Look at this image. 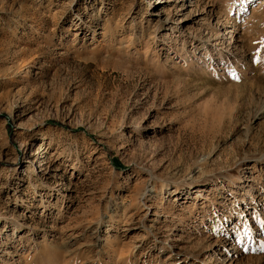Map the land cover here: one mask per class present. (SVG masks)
I'll return each instance as SVG.
<instances>
[{
  "label": "rangeland",
  "instance_id": "rangeland-1",
  "mask_svg": "<svg viewBox=\"0 0 264 264\" xmlns=\"http://www.w3.org/2000/svg\"><path fill=\"white\" fill-rule=\"evenodd\" d=\"M262 152L264 0H0V264H257Z\"/></svg>",
  "mask_w": 264,
  "mask_h": 264
},
{
  "label": "bare ground",
  "instance_id": "bare-ground-1",
  "mask_svg": "<svg viewBox=\"0 0 264 264\" xmlns=\"http://www.w3.org/2000/svg\"><path fill=\"white\" fill-rule=\"evenodd\" d=\"M243 4H244V2H242ZM235 6H240V3H239V5H235ZM234 7V6H233ZM235 8V7H234ZM242 8V6L241 7H238V9H241ZM173 29V28H172ZM93 32H95V30H93ZM134 33V32H133ZM132 33V34H133ZM132 34L130 35V39L129 40H131V36H132ZM141 35L139 36H136L135 38H133L137 43H139V41H142V39H141ZM167 36H164V39L166 38ZM233 37V36H232ZM137 38V39H136ZM149 38L152 40V42H154L155 43V41H156V33L154 32V31H152V32H150L149 33ZM166 40V39H165ZM135 42V43H136ZM131 43V42H130ZM164 43H166V41H164ZM184 48H185V45H183L182 46V50H184ZM149 49H150V44L148 45V47L146 48V50L144 51V56H146V58H147V52L149 51ZM211 50L209 49V47H207V48H205V51H204V53L207 55V56H209L210 55V57H213L214 56V54H212L211 52H210ZM230 53H232V52H230ZM204 54V55H205ZM192 56V55H191ZM223 56V55H222ZM232 56V55H231ZM239 56V55H238ZM215 57V56H214ZM206 59H208V58H206ZM223 59H226V60H228V59H231V57H229V58H223ZM234 59V58H233ZM195 60V59H194ZM236 61V60H235ZM237 63H239V61H237ZM237 66L238 65H234V62L232 61L231 62V64H230V67H233V69H235V68H237ZM240 66V65H239ZM229 67V66H228ZM248 159H253V161L254 162H262L263 164H264V152H262L261 154L259 153V154H257V155H255L254 154V156H250V157H243V158H241V159H239L237 162V167H242V166H244L245 165V162L248 160ZM239 168V169H240ZM214 172H216V171H214ZM239 173V172H238ZM241 175H235V174H232V173H230V171L228 170V169H226L225 171H219V174L217 173V174H215V173H213V174H211L210 175V177H209V179L212 177V180L211 181H213L214 182V184H216V188L217 189H220L221 187L223 188L224 186H223V180L226 178V179H228V180H230V181H233L234 180V178L235 179H241L242 177H240ZM208 179V178H207ZM235 181V180H234ZM233 181V182H234ZM236 183V182H235ZM237 184V183H236ZM156 186V185H155ZM189 189L190 188H192L191 186H192V183H189ZM261 186H262V184H261ZM196 187V186H195ZM156 188V187H155ZM160 188H161V195L163 194V192H164V190L166 191V190H168L169 191V193L170 194H173V195H177V194H179L180 193V191L182 190V189H184V186H181V187H179V186H174V187H169L167 184H165V183H161V185H160ZM202 188L203 187H201V186H197V189L195 190V192L196 193H199V192H201V191H203L202 190ZM231 189V188H230ZM252 187L248 190L249 191V194L247 195V196H250V195H252ZM157 190L155 189V190H152V189H147V191H146V193H148L147 194V197H149L148 198V200H152L153 198H155L156 196H157ZM231 193H235V191H232ZM200 194V193H199ZM164 195H162V197H163ZM203 196V195H202ZM164 198V197H163ZM137 199V198H136ZM252 202V201H251ZM145 206H146V204H145ZM151 206V205H150ZM150 206H146L147 207V210H145V207L143 206H140V205H138V204H136V211L134 212V213H132V214H130L128 217V221H130V220H132L133 219V216L135 215V213H139L140 212V216H139V220H138V224H139V226H137V227H135V228H137V229H139V231H141V232H143V233H141V239H140V241L139 242H141L142 244L143 243H147L148 241L146 240L147 238H149L150 236L151 237H153V243H160L161 244V247H163L164 245H163V243L164 244H166V246L168 247V249H171L172 248V244L173 243H171V242H167V241H165V239H164V233H165V231H162V227H159L158 228V230H157V232H155V230H153L152 229V227H150V226H146V224L143 222V219L147 216V214L149 213V210H150ZM144 211V213H142L141 211ZM125 211H127V210H125ZM125 213V212H124ZM130 213V212H129ZM128 215V214H127ZM137 215V214H136ZM135 215V216H136ZM139 215V214H138ZM159 212L158 211H155L154 212V217H153V222H157L158 221V219H159ZM158 218V219H157ZM102 222V221H101ZM100 222V223H101ZM100 223L95 227V229H94V231L92 232L93 234L92 235H94V234H96V236H93V237H95V238H97V236H98V232H99V228H100ZM137 224V225H138ZM126 229H128V228H126ZM129 229H131V228H129ZM148 230V231H147ZM174 239V238H173ZM175 240V239H174ZM199 244V243H198ZM133 245H135V243L134 244H132V251H133V249L135 248V246H133ZM197 245V244H196ZM208 245H210V244H208ZM150 246H151V244H150ZM154 246V245H153ZM175 247V246H174ZM179 248L180 249H183V248H186V246H179ZM208 249L210 250V251H214V249L213 248H209L208 247ZM233 249V248H232ZM173 249H171V251H172ZM176 250V249H175ZM170 251V250H169ZM229 251V250H228ZM171 253V252H170ZM170 253H169V256H170ZM175 253V255L176 256H178V257H180L179 258V260H181V262L182 263H191V264H200V263H197V259L196 258H198V256L201 254H199V252L198 253H195V252H190V251H175L174 252ZM212 253V255H210V262L209 263H206L205 262V260H203V263H205V264H218V259L216 258L215 259V255L213 254V252H211ZM224 254H226V257H225V260L224 261H227V262H225V264H236L237 262H236V260L238 259L237 257V255H235V253L233 252V253H231V256L229 257L228 256V253H224ZM95 256V255H94ZM99 258V257H98ZM95 259V258H94ZM212 259L214 260V261H212ZM201 260V259H200ZM94 261V260H93ZM96 261V260H95ZM100 261V260H99ZM102 263H103V261H102ZM256 263L257 264H264V258H262V257H259V258H257L256 259ZM93 264V263H92ZM98 264V263H97Z\"/></svg>",
  "mask_w": 264,
  "mask_h": 264
}]
</instances>
